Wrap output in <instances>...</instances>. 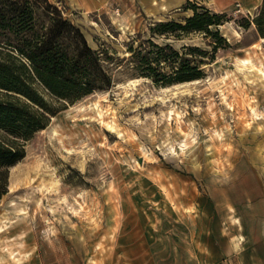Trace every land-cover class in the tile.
Listing matches in <instances>:
<instances>
[{"label":"rangeland","instance_id":"1","mask_svg":"<svg viewBox=\"0 0 264 264\" xmlns=\"http://www.w3.org/2000/svg\"><path fill=\"white\" fill-rule=\"evenodd\" d=\"M50 1L102 50L111 83L73 103L37 84L47 126L0 130L25 147L5 167L0 264H261L247 258L264 240V0H184L158 18L140 0ZM195 11L217 14L219 35L163 30ZM21 35L0 28V59ZM187 63L199 76L179 80ZM16 97L28 101L0 87Z\"/></svg>","mask_w":264,"mask_h":264},{"label":"trees","instance_id":"2","mask_svg":"<svg viewBox=\"0 0 264 264\" xmlns=\"http://www.w3.org/2000/svg\"><path fill=\"white\" fill-rule=\"evenodd\" d=\"M5 1L22 2V6L6 9V4L0 5V28L14 29L16 35H22L17 37L19 43H14L9 37L5 39L19 54L9 53L10 57L0 59V87L21 93L28 101L20 97H16L17 100L0 99V130L29 139L37 130L47 126L49 113L56 112L35 85L41 84L63 103H73L95 89L109 85L111 77L102 64V50L94 49L81 29L65 17L56 4L50 0ZM216 17L217 14L203 15L195 11L185 24L167 22L161 25L165 26L163 30L173 29L172 25H175L205 29L219 35L218 31L213 32L209 28L215 23L219 29L224 25L219 24ZM166 46L170 47L169 44ZM142 61L148 69L154 68L148 57H143ZM198 70L189 63L184 64L182 69L175 71L176 78L198 77ZM9 94L15 95L13 92ZM24 155L23 142L11 139L0 131V199L8 191L5 167L16 163Z\"/></svg>","mask_w":264,"mask_h":264},{"label":"crops","instance_id":"3","mask_svg":"<svg viewBox=\"0 0 264 264\" xmlns=\"http://www.w3.org/2000/svg\"><path fill=\"white\" fill-rule=\"evenodd\" d=\"M60 1V0H58ZM68 2L75 8L82 9L83 11L90 12L96 11L102 8L101 0H61ZM145 10L151 14L154 18H158L163 16L162 13L168 12L170 8L178 6L183 3L184 0H140ZM246 193L249 194L253 190L251 183H246L245 185ZM251 186V187H250ZM260 192V189H259ZM244 240V239H243ZM237 242H241L239 238H236ZM263 249L261 250L260 254L254 253L253 259L247 258L248 262L254 261L256 259L259 260L261 264H264V240L262 243Z\"/></svg>","mask_w":264,"mask_h":264},{"label":"bare ground","instance_id":"4","mask_svg":"<svg viewBox=\"0 0 264 264\" xmlns=\"http://www.w3.org/2000/svg\"><path fill=\"white\" fill-rule=\"evenodd\" d=\"M119 13V12H118Z\"/></svg>","mask_w":264,"mask_h":264}]
</instances>
